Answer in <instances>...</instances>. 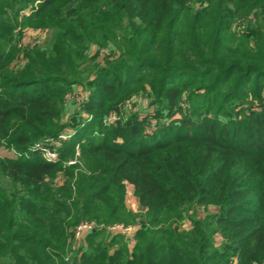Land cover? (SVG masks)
<instances>
[{
	"label": "trees",
	"instance_id": "trees-1",
	"mask_svg": "<svg viewBox=\"0 0 264 264\" xmlns=\"http://www.w3.org/2000/svg\"><path fill=\"white\" fill-rule=\"evenodd\" d=\"M0 146V264H264V0H0Z\"/></svg>",
	"mask_w": 264,
	"mask_h": 264
},
{
	"label": "rangeland",
	"instance_id": "rangeland-1",
	"mask_svg": "<svg viewBox=\"0 0 264 264\" xmlns=\"http://www.w3.org/2000/svg\"><path fill=\"white\" fill-rule=\"evenodd\" d=\"M25 13V12H23ZM28 14V13H26ZM23 15V14H21ZM39 29H33V28H21L20 25L16 26L15 29V35H16V45L17 47L20 45H24L27 43H33V44H37L40 43L43 39H45V32L39 33L38 32ZM96 47L92 46V50L95 52ZM104 53V50H103ZM185 110V108H183L181 106V109L179 110H175L174 116H178L180 113H182ZM149 114V116H153L156 115V109L155 107L150 106L147 103V99L145 97V95L143 93L139 94L138 96L132 98V99H128L126 101V103L120 108V110L115 114L116 115V119L115 122H117L118 120H126L128 117H133L135 115H137L140 119H146V115ZM73 121V119H72ZM148 123V122H147ZM71 128H73L71 126ZM15 154L13 152V150L5 148L4 146H0V157H14ZM132 190V188L128 185L127 186V191H129L128 193L126 192V206L135 211L137 208V201L133 195V193H130V191ZM186 226V222L183 223ZM111 234V233H109ZM111 235H122L120 233H114ZM124 238H126V236L122 235ZM129 242V245H131L132 243ZM84 239L80 240V241H75L73 239V236H71L70 238V244H69V250H68V254L69 256L71 255H75L78 253L79 250H82L84 248Z\"/></svg>",
	"mask_w": 264,
	"mask_h": 264
},
{
	"label": "built area",
	"instance_id": "built-area-1",
	"mask_svg": "<svg viewBox=\"0 0 264 264\" xmlns=\"http://www.w3.org/2000/svg\"><path fill=\"white\" fill-rule=\"evenodd\" d=\"M39 33H42L44 31L38 30ZM33 44V43H32ZM82 94L80 91H76L74 93L69 94L67 97L70 100L81 102ZM116 115L115 113H110L109 116L106 119V123H115ZM74 134L73 128L70 126L64 127L62 131L55 137L47 138L45 140H42L40 142L35 143L31 150L35 151L37 150L40 152L42 157L48 161V162H56L58 160V149L60 148L61 144L63 142L68 141L71 136ZM79 155V149L78 146L75 147V159L67 161L68 164H74L76 162V157ZM129 191H127L128 193ZM130 193H133L131 190ZM101 225L96 224L93 221H81L79 222L72 232L73 239L75 241H80L86 237L89 233L92 231H95L98 228H101ZM105 229L108 233L114 234V233H120L124 236H126L127 240L130 241V243H133V233L136 229L135 225H123L120 223L112 224L105 226Z\"/></svg>",
	"mask_w": 264,
	"mask_h": 264
},
{
	"label": "crops",
	"instance_id": "crops-1",
	"mask_svg": "<svg viewBox=\"0 0 264 264\" xmlns=\"http://www.w3.org/2000/svg\"><path fill=\"white\" fill-rule=\"evenodd\" d=\"M65 110L67 112V115L71 112H76V108L74 106L72 107L71 104H67Z\"/></svg>",
	"mask_w": 264,
	"mask_h": 264
},
{
	"label": "water",
	"instance_id": "water-1",
	"mask_svg": "<svg viewBox=\"0 0 264 264\" xmlns=\"http://www.w3.org/2000/svg\"><path fill=\"white\" fill-rule=\"evenodd\" d=\"M139 209H141V207H139Z\"/></svg>",
	"mask_w": 264,
	"mask_h": 264
}]
</instances>
